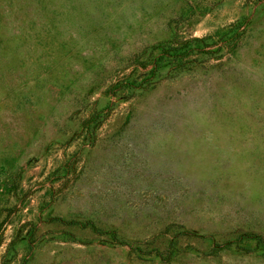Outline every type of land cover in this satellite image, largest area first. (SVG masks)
<instances>
[{"label":"rangeland","instance_id":"obj_1","mask_svg":"<svg viewBox=\"0 0 264 264\" xmlns=\"http://www.w3.org/2000/svg\"><path fill=\"white\" fill-rule=\"evenodd\" d=\"M0 264H264V0H0Z\"/></svg>","mask_w":264,"mask_h":264}]
</instances>
